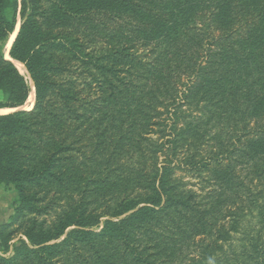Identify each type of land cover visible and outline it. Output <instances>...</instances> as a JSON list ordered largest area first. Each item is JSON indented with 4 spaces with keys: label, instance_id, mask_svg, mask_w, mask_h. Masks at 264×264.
I'll list each match as a JSON object with an SVG mask.
<instances>
[{
    "label": "trees",
    "instance_id": "16d2710c",
    "mask_svg": "<svg viewBox=\"0 0 264 264\" xmlns=\"http://www.w3.org/2000/svg\"><path fill=\"white\" fill-rule=\"evenodd\" d=\"M18 19L0 264H264V0H0V110Z\"/></svg>",
    "mask_w": 264,
    "mask_h": 264
},
{
    "label": "rangeland",
    "instance_id": "374dc122",
    "mask_svg": "<svg viewBox=\"0 0 264 264\" xmlns=\"http://www.w3.org/2000/svg\"><path fill=\"white\" fill-rule=\"evenodd\" d=\"M18 24H20L19 19L17 21V25ZM17 25H16V27H17ZM11 35H10V37H11ZM10 37H9L5 47H4V56H5V53H7L9 50V49L6 50V48H7L8 42L10 40ZM185 180H187V179H185ZM14 199H15V194L11 188H5V187L0 186V223L7 222L8 217L12 214V210H13L12 203H13ZM248 219H249V217L243 218L240 215V216L233 218L227 224L228 232H227V235L225 236L226 241L222 242L223 243L222 245L224 246V248L228 247L229 245L231 247L237 246V239L240 236V234L238 233L240 230L239 228L242 226V224L245 221H248Z\"/></svg>",
    "mask_w": 264,
    "mask_h": 264
},
{
    "label": "bare ground",
    "instance_id": "6f19581e",
    "mask_svg": "<svg viewBox=\"0 0 264 264\" xmlns=\"http://www.w3.org/2000/svg\"><path fill=\"white\" fill-rule=\"evenodd\" d=\"M16 31H17V27H16V30L13 32V34L10 37V40H9V42L7 44L6 50L9 49L11 43L13 42L14 37H15V34H16ZM5 57L7 58V54L6 53H5ZM13 65L16 67V69L18 70V72L21 75L24 76V78L27 80V82H28V84L30 86V94L28 96V99H27L26 103L22 107H20L19 109H17V110H29L33 106V104H34V98H35L34 97L33 84H32V82H31V80L29 78V75H28L25 67L21 63H19L17 61H13ZM10 112H12V110H0V114H7V113H10Z\"/></svg>",
    "mask_w": 264,
    "mask_h": 264
},
{
    "label": "water",
    "instance_id": "95a60500",
    "mask_svg": "<svg viewBox=\"0 0 264 264\" xmlns=\"http://www.w3.org/2000/svg\"><path fill=\"white\" fill-rule=\"evenodd\" d=\"M20 1V0H18ZM18 28H19V24L17 25V31H18ZM16 30V29H15ZM16 31V32H17ZM16 35V34H15ZM15 38V37H14ZM7 54V58L5 57V59H7L8 61H10L12 64H13V60L10 59L9 55H8V52L6 53ZM30 78V77H29ZM15 111H19V110H13L12 112H15ZM11 113V112H10ZM0 115H3V114H0Z\"/></svg>",
    "mask_w": 264,
    "mask_h": 264
}]
</instances>
